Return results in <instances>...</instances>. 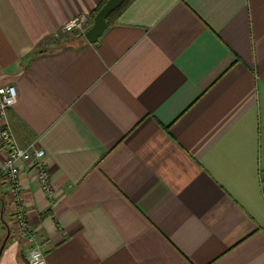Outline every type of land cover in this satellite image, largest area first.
Segmentation results:
<instances>
[{
  "label": "crops",
  "instance_id": "obj_1",
  "mask_svg": "<svg viewBox=\"0 0 264 264\" xmlns=\"http://www.w3.org/2000/svg\"><path fill=\"white\" fill-rule=\"evenodd\" d=\"M102 1L0 0L7 117L53 190L20 165L31 245L0 182V264H264V0H124L89 44Z\"/></svg>",
  "mask_w": 264,
  "mask_h": 264
},
{
  "label": "built area",
  "instance_id": "obj_2",
  "mask_svg": "<svg viewBox=\"0 0 264 264\" xmlns=\"http://www.w3.org/2000/svg\"><path fill=\"white\" fill-rule=\"evenodd\" d=\"M86 21V16H76L62 27L61 32L64 34H83ZM16 100L17 90L15 86H0V155L4 157L0 169V182L5 185L10 199L15 204L13 217L19 236L33 245L35 243L34 236L28 228V218L21 191L20 165L24 163L30 165L39 186L48 198H52L53 190L50 174L44 162V150L34 148L32 145L23 148L15 139L7 112L15 105ZM27 264H47L38 245L34 244V247L28 251Z\"/></svg>",
  "mask_w": 264,
  "mask_h": 264
},
{
  "label": "water",
  "instance_id": "obj_3",
  "mask_svg": "<svg viewBox=\"0 0 264 264\" xmlns=\"http://www.w3.org/2000/svg\"><path fill=\"white\" fill-rule=\"evenodd\" d=\"M124 0H108L101 9L96 13L93 19V23L91 27L84 33V39L89 44L96 43L99 38L103 35L104 31L107 29V16L115 10ZM4 247V244L0 247V255L1 251Z\"/></svg>",
  "mask_w": 264,
  "mask_h": 264
},
{
  "label": "trees",
  "instance_id": "obj_4",
  "mask_svg": "<svg viewBox=\"0 0 264 264\" xmlns=\"http://www.w3.org/2000/svg\"><path fill=\"white\" fill-rule=\"evenodd\" d=\"M108 0H103L102 1V3H101V5L94 11V13H93V17L96 15V13L101 9V7L107 2ZM126 1H128V0H125L124 1V3L126 2ZM124 3L120 6V7H117L115 10H113L108 16H107V19H106V21H107V24H108V26H110V25H112L113 24V17H114V15H116L117 13H118V11H119V9H121L122 8V6L124 5ZM81 39H82V41H83V35L80 37ZM82 45V44H81Z\"/></svg>",
  "mask_w": 264,
  "mask_h": 264
},
{
  "label": "rangeland",
  "instance_id": "obj_5",
  "mask_svg": "<svg viewBox=\"0 0 264 264\" xmlns=\"http://www.w3.org/2000/svg\"><path fill=\"white\" fill-rule=\"evenodd\" d=\"M79 33H73V34H71L72 36H77ZM71 35L70 36H65V38H63L64 39V41H68L69 40V37H71ZM82 36V35H81ZM80 36V37H81ZM74 38V37H73ZM66 39V40H65Z\"/></svg>",
  "mask_w": 264,
  "mask_h": 264
}]
</instances>
